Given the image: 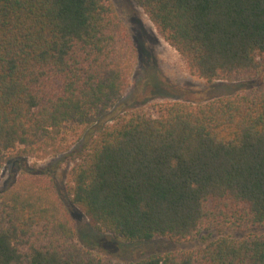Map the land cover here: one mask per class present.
Here are the masks:
<instances>
[{
    "label": "trees",
    "instance_id": "obj_1",
    "mask_svg": "<svg viewBox=\"0 0 264 264\" xmlns=\"http://www.w3.org/2000/svg\"><path fill=\"white\" fill-rule=\"evenodd\" d=\"M188 73L235 82L264 65V0H132ZM135 51L112 0H0V172L65 151L122 98ZM72 202L125 242L264 228V85L168 103L100 132L74 158ZM0 264H122L82 249L50 174L0 191ZM123 264H264V235Z\"/></svg>",
    "mask_w": 264,
    "mask_h": 264
},
{
    "label": "rangeland",
    "instance_id": "obj_2",
    "mask_svg": "<svg viewBox=\"0 0 264 264\" xmlns=\"http://www.w3.org/2000/svg\"><path fill=\"white\" fill-rule=\"evenodd\" d=\"M124 23L135 51V66L122 98L90 128L74 123L63 130L65 151L43 161L12 159L0 172V191L9 188L23 174H50L60 200L67 208L76 229V243L95 256L114 263H136L152 255L180 251L193 252L220 238L243 239L263 236L264 228L248 232L224 230L202 231L192 241L174 242L158 238L151 242L128 243L106 231H96L87 217L74 205L70 196V172L74 158L88 150L100 132L122 118L136 114L158 117L162 106L182 102L201 104L217 98L245 93L264 85V65L235 82L208 83L191 76L180 55L157 33L154 26L132 0H112Z\"/></svg>",
    "mask_w": 264,
    "mask_h": 264
}]
</instances>
